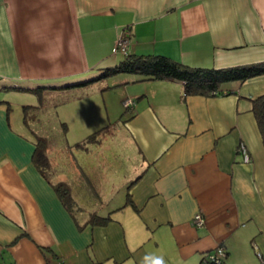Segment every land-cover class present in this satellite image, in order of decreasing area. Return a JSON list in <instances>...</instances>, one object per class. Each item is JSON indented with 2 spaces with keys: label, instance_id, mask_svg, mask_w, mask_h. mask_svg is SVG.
<instances>
[{
  "label": "crops",
  "instance_id": "0c3cea01",
  "mask_svg": "<svg viewBox=\"0 0 264 264\" xmlns=\"http://www.w3.org/2000/svg\"><path fill=\"white\" fill-rule=\"evenodd\" d=\"M124 31L131 54L250 65L264 61V0H0L2 264H206L220 245L226 264H264V143L251 101L264 94V74L214 97H185L181 81L112 76L101 86L136 103L121 118L124 151L110 148L106 126L87 146L31 126L43 124L44 106L19 101L97 87L82 83L124 59L116 48ZM96 110L75 114L89 122ZM37 135L48 141L47 176L33 160ZM59 183L80 207L74 215ZM93 214L112 220L92 225Z\"/></svg>",
  "mask_w": 264,
  "mask_h": 264
},
{
  "label": "trees",
  "instance_id": "16d2710c",
  "mask_svg": "<svg viewBox=\"0 0 264 264\" xmlns=\"http://www.w3.org/2000/svg\"><path fill=\"white\" fill-rule=\"evenodd\" d=\"M118 74H136L146 80H176L183 82L184 96H205L214 97L223 94H230L227 91L226 84L234 81L244 82L250 78L264 74V61L250 65H242L227 68H200L192 67L181 62L175 61L167 56L153 54H131L125 55L124 59L117 65L107 67L101 75L88 82L82 83L87 85L92 82L100 81ZM252 111L257 119L258 127L262 135L264 143V94L252 98ZM32 106H25V120L28 121ZM100 131L88 136L83 142L77 146H87L99 139ZM36 137L35 151L33 160L43 175L47 176L50 162L47 154L48 141L40 136ZM56 191L63 202L66 209L74 215L80 209L76 203L70 188L64 183L56 185ZM128 204L135 207L131 194H128ZM112 220V217H102L93 214L90 218L92 225H103ZM82 227V226H81Z\"/></svg>",
  "mask_w": 264,
  "mask_h": 264
},
{
  "label": "rangeland",
  "instance_id": "374dc122",
  "mask_svg": "<svg viewBox=\"0 0 264 264\" xmlns=\"http://www.w3.org/2000/svg\"><path fill=\"white\" fill-rule=\"evenodd\" d=\"M115 79V77H110L104 81H98L97 87L93 89L89 88L84 91H82L83 89H77L55 94L53 97L44 94V99L40 94H27L24 99L19 102L36 105L43 104L44 108L41 112V122H43V124L33 122L31 126H33V128L34 126L50 128L55 137L53 140L57 141V143L66 146L68 144L74 146L75 143L83 142L93 131L100 130L106 126L107 129L104 133L107 137L109 138L113 134V137H110L112 140H109L113 141L110 148L114 150L121 148L124 151L125 148L122 145V143H124V137H122V134L124 135L127 130L121 118L126 115V112L129 113V109L125 106L124 101H121L122 95L119 90L120 88L111 86L110 89H104V87H102H106L107 84H114L116 81ZM85 104L87 107L90 105L91 107H98L103 114H101L99 110H96L94 117L89 122L85 121V123L82 121L83 118L75 114L77 107L85 106ZM30 117L31 116H29V118ZM85 183L86 181L84 184Z\"/></svg>",
  "mask_w": 264,
  "mask_h": 264
},
{
  "label": "built area",
  "instance_id": "2783aa9c",
  "mask_svg": "<svg viewBox=\"0 0 264 264\" xmlns=\"http://www.w3.org/2000/svg\"><path fill=\"white\" fill-rule=\"evenodd\" d=\"M117 50L122 53L123 55H126L129 53L130 48V34L127 31H124L122 35L118 38L116 43ZM125 106L131 110L135 106V101L131 98H128L124 102ZM238 152L243 158L244 163H249L251 161V155L248 150L247 145L244 142H241L238 147ZM204 216L202 213H197L194 216L193 223L196 227H201L204 225ZM226 258H227V250L222 245L218 246L213 251L209 252L204 261L206 264H226ZM0 264H2V261L0 259ZM63 264V263H61Z\"/></svg>",
  "mask_w": 264,
  "mask_h": 264
},
{
  "label": "clouds",
  "instance_id": "9594fccd",
  "mask_svg": "<svg viewBox=\"0 0 264 264\" xmlns=\"http://www.w3.org/2000/svg\"><path fill=\"white\" fill-rule=\"evenodd\" d=\"M158 264H160V262H158Z\"/></svg>",
  "mask_w": 264,
  "mask_h": 264
},
{
  "label": "bare ground",
  "instance_id": "6f19581e",
  "mask_svg": "<svg viewBox=\"0 0 264 264\" xmlns=\"http://www.w3.org/2000/svg\"><path fill=\"white\" fill-rule=\"evenodd\" d=\"M195 226V225H194Z\"/></svg>",
  "mask_w": 264,
  "mask_h": 264
}]
</instances>
